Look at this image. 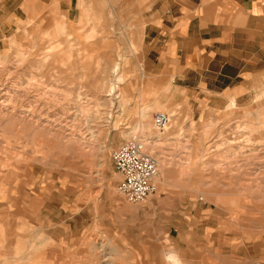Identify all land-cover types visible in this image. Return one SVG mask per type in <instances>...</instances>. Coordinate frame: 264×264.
Returning a JSON list of instances; mask_svg holds the SVG:
<instances>
[{
  "label": "rangeland",
  "instance_id": "1",
  "mask_svg": "<svg viewBox=\"0 0 264 264\" xmlns=\"http://www.w3.org/2000/svg\"><path fill=\"white\" fill-rule=\"evenodd\" d=\"M148 1L85 0L83 22L79 7L71 21L44 10L0 42V264H98L95 244L117 264L165 260L173 249L188 263L205 252L199 259L221 264L215 254L229 237L237 260L264 264V98L201 105L195 117L171 75L146 71ZM139 21L144 31L133 26ZM158 112L171 115L167 129L156 127ZM177 122L181 135L169 136ZM136 132L168 171L165 181L159 171L154 194L133 203L118 191L111 154ZM14 240H22L20 256L10 253Z\"/></svg>",
  "mask_w": 264,
  "mask_h": 264
},
{
  "label": "crops",
  "instance_id": "2",
  "mask_svg": "<svg viewBox=\"0 0 264 264\" xmlns=\"http://www.w3.org/2000/svg\"><path fill=\"white\" fill-rule=\"evenodd\" d=\"M84 4L85 0H0V42L9 38L11 27L24 16L33 19L52 8L63 10L62 16L71 21L79 7L83 22L89 16ZM145 16L146 71L162 73L163 79L171 75L178 98L197 106L195 117L201 105L223 109L256 104L260 100L255 98H264V0H149ZM137 25L144 31L145 21L133 26ZM228 244L215 257L221 264H244L236 259L240 249L232 237ZM192 253L189 263L176 249L164 251V257L177 264H219L209 261L210 256L199 259L205 252ZM147 259L165 261L156 255ZM59 263L67 264L61 258L53 264Z\"/></svg>",
  "mask_w": 264,
  "mask_h": 264
},
{
  "label": "built area",
  "instance_id": "3",
  "mask_svg": "<svg viewBox=\"0 0 264 264\" xmlns=\"http://www.w3.org/2000/svg\"><path fill=\"white\" fill-rule=\"evenodd\" d=\"M154 123L159 129H165L171 123V115L158 112ZM111 157L120 175L118 191L127 201L143 202L157 191L158 159L148 151L144 141L130 138L114 149Z\"/></svg>",
  "mask_w": 264,
  "mask_h": 264
},
{
  "label": "bare ground",
  "instance_id": "4",
  "mask_svg": "<svg viewBox=\"0 0 264 264\" xmlns=\"http://www.w3.org/2000/svg\"><path fill=\"white\" fill-rule=\"evenodd\" d=\"M64 30H65V27L64 26H60V32H64ZM98 64H100V63H98ZM114 70H118V65H116L115 66V68H114ZM107 92H109V94H111V93H113L114 92V87H112V88H110L109 89V91H107ZM83 95V94H82ZM78 96V95H77ZM79 96H81L80 94H79ZM82 97V96H81ZM82 100V99H81ZM6 101V100H5ZM18 101V100H17ZM8 102V101H7ZM85 102V101H84ZM1 104H2V102H0ZM9 103V102H8ZM78 103V102H77ZM79 103H80V101H79ZM78 103V104H79ZM81 103H82V101H81ZM7 104V103H6ZM83 104V103H82ZM3 105V104H2ZM16 106V105H15ZM83 106V105H82ZM88 106V105H87ZM3 107V106H2ZM11 107V106H10ZM30 107V106H29ZM153 107H155V106H153ZM7 108V107H6ZM13 108V107H12ZM19 108V107H18ZM25 108V107H24ZM2 109V108H1ZM22 109V108H21ZM6 110V109H5ZM88 110V109H87ZM1 111V110H0ZM4 111V110H3ZM7 111V110H6ZM14 111V110H13ZM25 111H30L28 108L26 109L25 108ZM82 111V110H81ZM15 112V111H14ZM27 112V113H28ZM85 112V111H84ZM88 112H89V110H88ZM32 113V112H31ZM86 113V112H85ZM148 109L147 108H144V110L142 111V118L143 119H146L147 117H148ZM21 114H22V112H21ZM5 115V114H4ZM9 115H10V113H9ZM28 115H30V114H28ZM84 115V114H83ZM22 116H24V115H22ZM88 116H89V114H88ZM147 120V119H146ZM179 122V121H178ZM177 122V125H176V128L172 131V132H170L169 133V136H179V135H181V133H182V129H181V125L179 124ZM45 124V123H44ZM171 124V123H170ZM152 125V124H151ZM249 125V124H248ZM143 126H144V128H148L149 129V124H146V122L143 120ZM170 126V125H169ZM168 126V127H169ZM157 127V126H156ZM167 127V128H168ZM244 127V126H243ZM250 128L249 129H251V127L253 128V125H250L249 126ZM158 128V127H157ZM166 128V129H167ZM247 130H248V128H247ZM251 130H253V129H251ZM252 132V131H251ZM138 133L139 132H136V134L134 135V136H132V138H139L140 139V137H138ZM163 133V132H162ZM253 133V132H252ZM158 135H162V134H160V133H155V132H151V134H150V138L151 139H154L155 138V136H158ZM68 137V136H67ZM70 137V136H69ZM72 137V136H71ZM75 137V136H74ZM77 138V137H76ZM158 138H160V136H158ZM74 139V138H73ZM80 139V138H79ZM81 140V139H80ZM141 140L142 141H144V142H146L147 143V141L148 140H146L145 138H141ZM250 140V139H249ZM248 140V141H249ZM77 142V141H76ZM145 143V144H146ZM72 144V143H71ZM157 158H158V164H159V171H160V174H161V179L163 180V181H165L164 179H165V176H166V174H167V161L166 160H161L162 158L161 157H158V155H157ZM17 159H19V158H17ZM10 162V161H9ZM12 164V163H11ZM10 167H11V165H9ZM5 168V167H4ZM9 168V167H8ZM3 169V168H2ZM8 170H10L11 172H12V170L11 169H8ZM2 174V173H1ZM0 178H2V177H0ZM14 180V179H13ZM156 181V180H155ZM162 181V182H163ZM1 186V185H0ZM15 188V187H14ZM18 188V187H17ZM18 190V189H17ZM6 199H7V197H6ZM12 199V198H11ZM17 199V198H16ZM10 209V208H9ZM9 212V211H8ZM10 219V218H9ZM23 219V218H22ZM12 230V229H11ZM20 230V229H19ZM10 231V230H9ZM18 231V230H17ZM24 232V231H23ZM4 233H6V232H4ZM13 234V233H12ZM13 237V239H16V237H14V236H12ZM18 238V237H17ZM21 239V238H20ZM4 241H5V239H4ZM16 240H14V242L13 241H11L12 243H10V248H11V255H12V253L13 254H18V252L21 250V248H20V245H21V242L20 241H22V240H17V243L15 242ZM7 244H9V243H7ZM7 246V248H8V245H6ZM19 248H20V250H19ZM5 249V255L9 252H7L6 253V248H4ZM95 249H96V251L98 250V249H100V251H98L99 253L101 252V254H100V256H101V258H97V256H96V258H97V260L99 259V262H98V264H117V263H115V261H114V259L112 258V256H111V254L112 253H110V252H107V250H106V247L103 245V244H95ZM9 250V249H8ZM23 251V250H22ZM21 251V252H22ZM125 251V250H124ZM20 253V252H19ZM125 253V252H124ZM16 254V255H17ZM21 254V253H20ZM10 255V254H9ZM15 255V256H16ZM19 255V254H18ZM134 255V254H133ZM13 256V255H12ZM15 256H14V258H15ZM20 256V255H19ZM25 256V255H24ZM95 256V255H94ZM19 258V263L18 264H25V262H23V259L21 258V257H18ZM145 259H147V257H144ZM144 258H142V260L144 259ZM22 261H21V260ZM145 259L143 260V261H141V259H137L135 256H134V258L132 257V261L134 262V264H144V261H145ZM169 260H170V258H168ZM8 259H6V261H7ZM34 260V259H33ZM94 260V259H93ZM138 260V261H137ZM169 260H166L165 262L166 263H164L161 259H158L157 261H156V263L157 264H167V262H169ZM16 261V260H15ZM140 261V262H139ZM210 261V260H209ZM32 262V261H31ZM30 262V263H31ZM38 262V261H37ZM40 262H42V261H40ZM95 262V261H94ZM212 262V261H211ZM2 263V262H1ZM29 263V262H28ZM44 263V262H43ZM73 263V262H72ZM170 263V262H169ZM213 263V262H212ZM6 264H8V262L6 263ZM27 264V263H26ZM32 264V263H31ZM41 264V263H40ZM60 264V263H59ZM177 264V263H176ZM215 264V263H214Z\"/></svg>",
  "mask_w": 264,
  "mask_h": 264
}]
</instances>
